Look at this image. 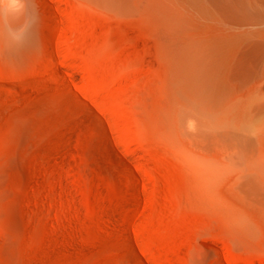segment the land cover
<instances>
[{"label": "rangeland", "instance_id": "rangeland-1", "mask_svg": "<svg viewBox=\"0 0 264 264\" xmlns=\"http://www.w3.org/2000/svg\"><path fill=\"white\" fill-rule=\"evenodd\" d=\"M167 1L0 0V264H264V203L233 221L174 137Z\"/></svg>", "mask_w": 264, "mask_h": 264}, {"label": "bare ground", "instance_id": "bare-ground-1", "mask_svg": "<svg viewBox=\"0 0 264 264\" xmlns=\"http://www.w3.org/2000/svg\"><path fill=\"white\" fill-rule=\"evenodd\" d=\"M94 1L121 13L149 3ZM167 7L174 137L208 200L233 221L252 222L248 208L264 203V0H168ZM218 184L228 193L222 185L217 194Z\"/></svg>", "mask_w": 264, "mask_h": 264}]
</instances>
